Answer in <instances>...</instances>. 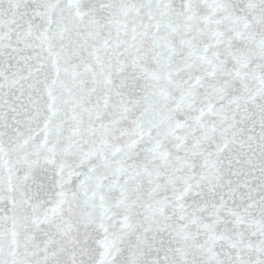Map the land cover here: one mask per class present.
<instances>
[{
	"label": "snow or ice",
	"instance_id": "1",
	"mask_svg": "<svg viewBox=\"0 0 264 264\" xmlns=\"http://www.w3.org/2000/svg\"><path fill=\"white\" fill-rule=\"evenodd\" d=\"M0 264H264V0H0Z\"/></svg>",
	"mask_w": 264,
	"mask_h": 264
}]
</instances>
